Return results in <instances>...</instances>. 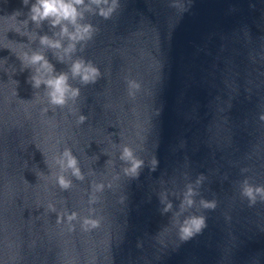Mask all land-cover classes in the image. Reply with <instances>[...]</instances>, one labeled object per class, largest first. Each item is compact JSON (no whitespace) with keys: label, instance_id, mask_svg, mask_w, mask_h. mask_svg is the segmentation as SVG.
I'll return each instance as SVG.
<instances>
[{"label":"water","instance_id":"95a60500","mask_svg":"<svg viewBox=\"0 0 264 264\" xmlns=\"http://www.w3.org/2000/svg\"><path fill=\"white\" fill-rule=\"evenodd\" d=\"M119 4L110 19L87 15L95 32L73 59L102 75L89 85L70 80L80 96L60 108L45 86L32 87L34 70L21 71L15 53L42 51L57 72L70 61L15 31L30 5L0 0V264H264V200L250 206L241 194L245 181L264 185V0ZM29 30L55 31L47 23ZM128 80L141 85L135 97ZM81 114L88 119L78 125ZM124 146L144 161L139 178L123 171ZM64 147L85 174L65 173L68 190L45 163ZM201 174L184 215L206 216L207 227L185 242L173 213ZM93 181L105 187L90 206ZM165 192L173 212L162 215ZM201 197L215 199V210ZM64 211L92 214L100 226L85 232L74 221L70 232L66 219L56 222Z\"/></svg>","mask_w":264,"mask_h":264},{"label":"clouds","instance_id":"9594fccd","mask_svg":"<svg viewBox=\"0 0 264 264\" xmlns=\"http://www.w3.org/2000/svg\"><path fill=\"white\" fill-rule=\"evenodd\" d=\"M25 7H29L27 18L20 21L21 28L15 29L22 36H27L30 41L39 39L42 47L54 50L57 60L60 63L70 61L68 71L57 72L53 63L42 51L22 50L21 53L15 55L22 62L21 71L25 69H33L34 72L29 76L28 82L33 88H40L42 85L47 90L48 102L55 106L63 108L68 105L69 100L75 101L80 96V89L73 87L70 83L72 79H79L84 85L95 84L101 77V72L91 61L83 57L73 59V55L90 40L95 32V27L89 22H85L87 15H99L104 19H110L120 7L119 0H22ZM20 13V12H16ZM15 13V14H16ZM21 14V13H20ZM45 23L51 29H54L52 36L47 34L38 35L29 30V24H33L36 28L42 27ZM78 46H80L78 48ZM82 46V47H81ZM67 58V59H66ZM128 94L135 97L141 85L135 80H128ZM45 113L48 109L43 110ZM87 117L81 114L78 118V125H82L87 121ZM264 121V114L260 116ZM120 160L124 163L123 171L125 175L139 178L141 170L144 168V161L135 156L133 150L124 146L120 151ZM45 163L50 168H59L58 172H53L52 177L55 182L64 190L72 187V181L65 175L70 173L77 180H84L85 174L80 167L79 158L73 153L70 147H64L53 157V161L49 164L45 159ZM108 163V161H107ZM157 162L153 161L152 172L156 171ZM204 175L201 174L194 183H188L179 204V210L173 213L178 226V236L182 241H189L196 235L203 232L207 227V217L192 213L184 215L185 212L196 206V197L199 195L198 188L203 184ZM110 186V185H109ZM92 192L88 198L90 206L98 202L97 193L104 190L105 185L92 182ZM241 194L248 198L250 206L255 205L257 197L264 200V185L253 186L247 181L244 182ZM160 203L163 206L161 214L173 212V202L168 199L167 193H161ZM199 204L203 209L215 210L217 202L215 199L209 200L201 197ZM47 209L51 212H57L56 205L49 203ZM89 212L94 214L95 208L90 207ZM84 216L82 219L79 214L73 212H59L57 214V224H62L67 220L68 231H74V221L81 222V228L85 232H91L100 226V220L94 215ZM183 216L181 220L180 217ZM139 246V245H138Z\"/></svg>","mask_w":264,"mask_h":264}]
</instances>
